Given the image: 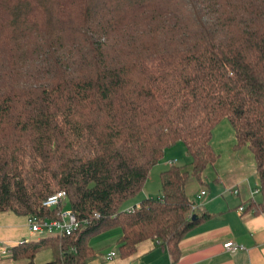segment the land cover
Instances as JSON below:
<instances>
[{
    "label": "trees",
    "instance_id": "16d2710c",
    "mask_svg": "<svg viewBox=\"0 0 264 264\" xmlns=\"http://www.w3.org/2000/svg\"><path fill=\"white\" fill-rule=\"evenodd\" d=\"M225 120L251 153L264 213V0H0V214L85 225L11 248L48 264H88L89 241L118 229L121 258L153 240L171 261L191 221L189 177L216 161ZM181 143L190 172L160 173V197L131 211L163 151ZM62 191L65 201L41 203ZM94 215L97 217L94 218Z\"/></svg>",
    "mask_w": 264,
    "mask_h": 264
},
{
    "label": "crops",
    "instance_id": "0c3cea01",
    "mask_svg": "<svg viewBox=\"0 0 264 264\" xmlns=\"http://www.w3.org/2000/svg\"><path fill=\"white\" fill-rule=\"evenodd\" d=\"M210 144L216 161L204 169L200 182L189 177L184 185L185 195L195 207L191 215L206 214L208 218L181 239L174 262L167 249L153 240L136 244L131 256L121 258L116 245L120 231L113 229L89 241L95 257L88 264H264V213L254 215L247 210L249 202H261L253 157L245 147L235 149L234 134L225 120L213 129ZM169 162L176 166L170 160L150 169L140 192L123 205V211H131L143 199L160 197L159 176L169 168ZM180 167L190 172L189 163ZM255 190L257 194H253ZM200 191L204 194L197 198ZM40 239L28 231L25 217L0 214V264H30L26 259H10L11 248ZM228 242L241 248L229 252L222 247ZM5 250L9 253L4 254ZM108 253L114 254L110 260H106ZM52 260V252L44 249L35 253L31 264Z\"/></svg>",
    "mask_w": 264,
    "mask_h": 264
},
{
    "label": "built area",
    "instance_id": "2783aa9c",
    "mask_svg": "<svg viewBox=\"0 0 264 264\" xmlns=\"http://www.w3.org/2000/svg\"><path fill=\"white\" fill-rule=\"evenodd\" d=\"M172 165V162L168 163ZM204 194L203 191H200L197 194V198L201 197ZM253 194H257V190L253 192ZM65 201V194L62 191H58L49 197H47L42 203L41 206L45 209L51 210L56 208L58 205ZM195 210V207L192 206L190 209V214H192ZM242 211V208L239 209ZM97 216L94 215V218ZM25 224L28 228V231L37 236L38 238H45L49 236H60V237H68L73 232L77 231L81 224L85 225L86 222H79L76 216L67 209H63L56 214L55 219H44L39 220L35 216H27L25 217ZM223 249H226L229 252H235L239 250L241 247L233 245L231 243L223 244ZM5 252V253H4ZM4 254L9 253L6 250L3 251ZM113 253H108L106 255V260H110L113 258Z\"/></svg>",
    "mask_w": 264,
    "mask_h": 264
},
{
    "label": "rangeland",
    "instance_id": "374dc122",
    "mask_svg": "<svg viewBox=\"0 0 264 264\" xmlns=\"http://www.w3.org/2000/svg\"><path fill=\"white\" fill-rule=\"evenodd\" d=\"M184 150L185 149L181 143H176L175 145L164 150L161 159L153 167L156 168L159 165H162L163 163H166L167 161H170V160H174L176 162V166L178 167L180 166L185 167L187 163H189V161H188V157L186 156Z\"/></svg>",
    "mask_w": 264,
    "mask_h": 264
},
{
    "label": "water",
    "instance_id": "95a60500",
    "mask_svg": "<svg viewBox=\"0 0 264 264\" xmlns=\"http://www.w3.org/2000/svg\"><path fill=\"white\" fill-rule=\"evenodd\" d=\"M190 219H191V221H194L195 220V216L192 215Z\"/></svg>",
    "mask_w": 264,
    "mask_h": 264
}]
</instances>
